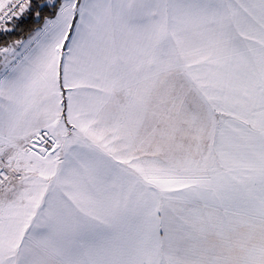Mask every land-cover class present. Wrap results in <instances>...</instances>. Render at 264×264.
<instances>
[{"label":"snow or ice","instance_id":"obj_1","mask_svg":"<svg viewBox=\"0 0 264 264\" xmlns=\"http://www.w3.org/2000/svg\"><path fill=\"white\" fill-rule=\"evenodd\" d=\"M0 264H264V0H0Z\"/></svg>","mask_w":264,"mask_h":264}]
</instances>
